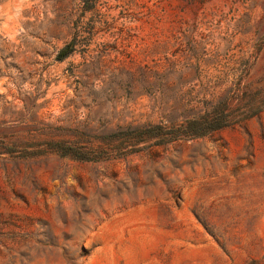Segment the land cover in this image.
<instances>
[{"label":"rangeland","instance_id":"374dc122","mask_svg":"<svg viewBox=\"0 0 264 264\" xmlns=\"http://www.w3.org/2000/svg\"><path fill=\"white\" fill-rule=\"evenodd\" d=\"M0 264H264V0H0Z\"/></svg>","mask_w":264,"mask_h":264},{"label":"trees","instance_id":"16d2710c","mask_svg":"<svg viewBox=\"0 0 264 264\" xmlns=\"http://www.w3.org/2000/svg\"><path fill=\"white\" fill-rule=\"evenodd\" d=\"M71 51V45H65L62 49H60L58 58H65L71 53ZM234 84V90L236 91L248 88V86L245 84L241 85V80H237ZM237 98L238 97L235 93H233L231 96H224L217 102L216 106L212 110L207 111L202 115H198L192 119H189L184 123H180L175 126L172 130H165V128L161 124H156L149 128H134V130L137 131L135 136L138 137L137 140L139 141H144L153 137H160L162 139L164 138V140H174L184 137H198L214 131H218L237 122L233 119L232 113L230 111H227L230 103ZM262 110V107H260L259 109H257V111L249 114L246 118H250L254 115H257ZM53 146L58 151L63 150L61 154H68V147H64L61 142H54ZM101 153L102 152H100V154ZM70 154H74L72 156L80 160L92 159L87 153L78 152Z\"/></svg>","mask_w":264,"mask_h":264}]
</instances>
